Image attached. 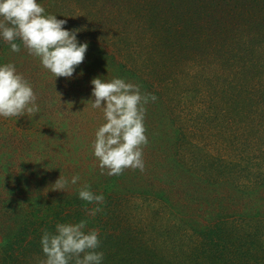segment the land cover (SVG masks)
<instances>
[{"label":"trees","instance_id":"trees-1","mask_svg":"<svg viewBox=\"0 0 264 264\" xmlns=\"http://www.w3.org/2000/svg\"><path fill=\"white\" fill-rule=\"evenodd\" d=\"M89 47L72 78L0 41L39 113L0 117V264H41L42 232L88 221L103 264H264V0H43ZM122 77L147 105L144 171L108 176L92 79ZM79 174L67 193L60 177ZM89 184L105 200L78 198Z\"/></svg>","mask_w":264,"mask_h":264},{"label":"clouds","instance_id":"clouds-1","mask_svg":"<svg viewBox=\"0 0 264 264\" xmlns=\"http://www.w3.org/2000/svg\"><path fill=\"white\" fill-rule=\"evenodd\" d=\"M66 23L48 13L43 0H0V41L7 43L13 53L26 49L56 80L72 78L89 47L78 40V30L65 28ZM91 84V107L101 109L104 117L91 144L101 172L116 176L126 169L144 171L143 149L150 143L145 124L147 105L157 100L156 95L143 92L140 85L122 77L105 80L100 76ZM37 100L33 83L17 70L16 64L0 63V117L37 114ZM80 180L79 174L69 178L61 173L53 190L67 193ZM78 198L97 206L90 210L93 216L105 200L102 192L92 191L86 183L79 188ZM40 245L45 256L41 264H103L100 233L88 229L84 219L57 222L54 231L45 229Z\"/></svg>","mask_w":264,"mask_h":264}]
</instances>
